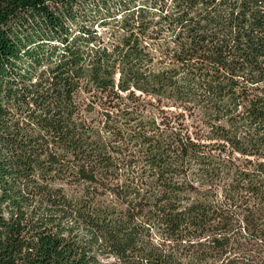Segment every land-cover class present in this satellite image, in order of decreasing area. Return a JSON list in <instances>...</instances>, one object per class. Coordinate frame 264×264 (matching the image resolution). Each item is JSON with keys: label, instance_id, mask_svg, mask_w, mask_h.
Returning a JSON list of instances; mask_svg holds the SVG:
<instances>
[{"label": "trees", "instance_id": "1", "mask_svg": "<svg viewBox=\"0 0 264 264\" xmlns=\"http://www.w3.org/2000/svg\"><path fill=\"white\" fill-rule=\"evenodd\" d=\"M0 264H264V0H0Z\"/></svg>", "mask_w": 264, "mask_h": 264}]
</instances>
